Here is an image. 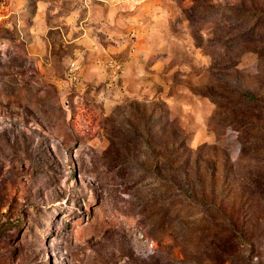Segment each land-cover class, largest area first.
I'll use <instances>...</instances> for the list:
<instances>
[{"label": "rangeland", "instance_id": "374dc122", "mask_svg": "<svg viewBox=\"0 0 264 264\" xmlns=\"http://www.w3.org/2000/svg\"><path fill=\"white\" fill-rule=\"evenodd\" d=\"M0 264H264V0H0Z\"/></svg>", "mask_w": 264, "mask_h": 264}]
</instances>
